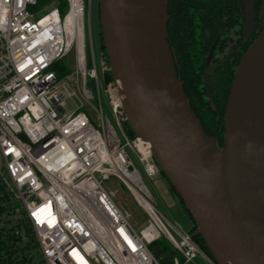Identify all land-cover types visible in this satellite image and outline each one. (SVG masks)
<instances>
[{"label":"built area","instance_id":"1","mask_svg":"<svg viewBox=\"0 0 264 264\" xmlns=\"http://www.w3.org/2000/svg\"><path fill=\"white\" fill-rule=\"evenodd\" d=\"M42 1L0 0V181L15 206L0 216V243L11 235L25 248L11 255L0 247V264L25 255L32 264L36 252L45 264H217L162 215L134 164L133 156L150 178L161 173L150 143L129 135L109 54L97 57L93 40L88 47V0L34 11ZM72 52L76 70L61 78L58 66ZM111 178L146 216L140 231L117 190L104 186ZM163 236L180 257L158 258L151 245Z\"/></svg>","mask_w":264,"mask_h":264},{"label":"water","instance_id":"2","mask_svg":"<svg viewBox=\"0 0 264 264\" xmlns=\"http://www.w3.org/2000/svg\"><path fill=\"white\" fill-rule=\"evenodd\" d=\"M100 3L104 45L113 76L121 82L128 122L136 136L150 143L159 168L193 214V236L201 235L217 264H264V228L239 198L241 181L252 174L259 178L262 187L256 194L264 203V28L235 72L224 119L225 141L219 148L177 77L167 43V1L154 0L150 10L149 0ZM244 14L249 33L246 7ZM253 106L256 130L245 136L244 118Z\"/></svg>","mask_w":264,"mask_h":264},{"label":"trees","instance_id":"3","mask_svg":"<svg viewBox=\"0 0 264 264\" xmlns=\"http://www.w3.org/2000/svg\"><path fill=\"white\" fill-rule=\"evenodd\" d=\"M166 1L169 16L167 43L175 62L177 77L182 81L188 103L202 123L206 134L222 148L225 141L224 119L234 75L244 54L263 31L264 0ZM61 4L62 10L65 11L66 1L61 0ZM245 7L251 19L249 33L245 29ZM58 69L61 76L71 72L63 61ZM128 132L131 137H136L132 126L128 128ZM7 202L9 203L6 207ZM14 207L0 181V216H13ZM189 213L191 214L190 210ZM191 215L194 218L193 214ZM195 225L197 228L196 222ZM10 237L11 235H6L0 247L12 255L20 248L21 240L14 239V242H11ZM194 239L215 261L201 235L194 236ZM24 249L21 246L22 252ZM167 250V247L160 250V255L163 256ZM170 253L174 254L172 250ZM169 258L174 259L171 256ZM29 261L31 260L25 255L21 264H27Z\"/></svg>","mask_w":264,"mask_h":264},{"label":"rangeland","instance_id":"4","mask_svg":"<svg viewBox=\"0 0 264 264\" xmlns=\"http://www.w3.org/2000/svg\"><path fill=\"white\" fill-rule=\"evenodd\" d=\"M52 0H44L39 3V6L34 9V11L41 10L45 7V4L51 2ZM88 10H87V24H86V32L88 34V47H90L91 40H93L94 48L96 49L97 57L101 52L107 55V49H105L104 38L102 34V21L100 18V0H88ZM39 15L37 14V17ZM251 27V26H250ZM64 64L69 66L71 72L76 70L75 65V55L72 52L69 56L64 59ZM70 72V73H71ZM65 75H60L62 78ZM92 89V87H90ZM75 105L72 101L69 100V104L67 110H73ZM86 110V109H85ZM103 110L105 115L110 119L112 125H114L117 130L119 136L123 138L121 128L117 124L116 117L113 114L112 110L109 109L107 102L104 100L103 102ZM90 116L96 120V115L88 112ZM126 128H131V124L125 123ZM133 161L135 166L143 172L144 182L148 185L151 190L156 202L157 207L159 208L162 215H164L168 222L180 223L185 230H189L192 234L197 231L195 225V219L189 213V209L187 208L185 202L179 197L178 193L174 189L173 185L170 183L169 179L162 172L158 174L155 178L148 177L142 167L140 166L136 157L133 156ZM104 186L108 189L117 190V198L116 201L125 209H128L133 216L132 222L136 226L137 231H140L144 227L146 216L140 210V208L136 205V203L130 198L127 189L120 185V183L115 179L111 178L109 181L104 182ZM195 230V231H194ZM199 245V244H198ZM152 249L158 253V258H168L174 256L180 257V254L173 249V247L169 244L166 236H163L158 240L157 243L151 245ZM168 250L164 253L163 256L160 255V250ZM201 248V246H200ZM171 250L174 254L171 255ZM203 251V249L201 248ZM205 252V251H203ZM206 253V252H205ZM198 264H206V262L202 259H197ZM32 264H45L42 261L41 254L37 253L34 255Z\"/></svg>","mask_w":264,"mask_h":264},{"label":"bare ground","instance_id":"5","mask_svg":"<svg viewBox=\"0 0 264 264\" xmlns=\"http://www.w3.org/2000/svg\"><path fill=\"white\" fill-rule=\"evenodd\" d=\"M149 10L151 9L152 5L154 4V0H149ZM152 36L153 41L156 44V46L159 49V53L163 59V61L166 63L167 67L170 66V62H168L167 56L165 53L161 50L159 47V40H158V34L157 32L152 29ZM255 114V107H251L244 118V133L245 136H250L253 134L256 130V124L255 121H253ZM259 178L255 177V175H249L248 178L243 179L240 184L239 188V198L240 203L249 211L253 212L259 222V224L264 228V203H262V199L260 200V196L256 194V189L258 187H262L260 184H258ZM257 183L258 185L253 186V183ZM253 186V187H252ZM252 189V190H251ZM263 202H264V196H263Z\"/></svg>","mask_w":264,"mask_h":264}]
</instances>
